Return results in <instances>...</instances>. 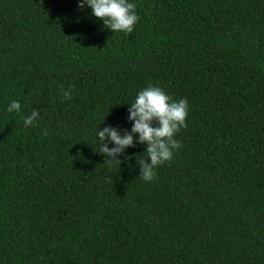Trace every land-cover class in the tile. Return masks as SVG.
Wrapping results in <instances>:
<instances>
[{"label":"trees","instance_id":"16d2710c","mask_svg":"<svg viewBox=\"0 0 264 264\" xmlns=\"http://www.w3.org/2000/svg\"><path fill=\"white\" fill-rule=\"evenodd\" d=\"M78 2L0 0V264H264V0H129L131 33ZM149 85L188 116L146 182L96 131Z\"/></svg>","mask_w":264,"mask_h":264},{"label":"clouds","instance_id":"9594fccd","mask_svg":"<svg viewBox=\"0 0 264 264\" xmlns=\"http://www.w3.org/2000/svg\"><path fill=\"white\" fill-rule=\"evenodd\" d=\"M85 6L89 7L91 15L102 20L103 27L112 33H131L140 19L136 13V4L129 0H79L78 8L82 10ZM62 95L64 99L70 100L71 87L62 89ZM129 104L127 119L132 122L131 130L125 129L121 132L110 125L104 126L102 130L97 128L96 136L99 141L97 152L105 157L104 163L117 161L120 164L123 161L117 157L123 155L126 148L135 147L136 143L145 144L144 156L150 162H147L144 156L135 153L133 156L136 157V164L140 168L139 178L151 182L156 176L155 168L170 161L174 150L182 146L175 139V134L187 127L188 101L187 98L174 101L162 88L149 85L138 91L134 101ZM20 107L18 100H12L7 111L19 112ZM39 116L40 112L34 108L31 114L24 118V126L33 125ZM42 134L47 135V132ZM134 135L138 136L135 143ZM109 143L113 146L109 147ZM138 156L140 158H137ZM124 158L131 159L129 156Z\"/></svg>","mask_w":264,"mask_h":264}]
</instances>
